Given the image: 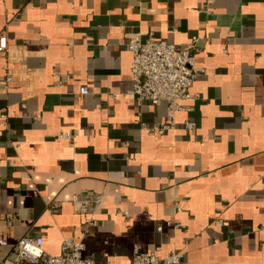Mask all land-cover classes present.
I'll list each match as a JSON object with an SVG mask.
<instances>
[{
  "label": "crops",
  "instance_id": "crops-1",
  "mask_svg": "<svg viewBox=\"0 0 264 264\" xmlns=\"http://www.w3.org/2000/svg\"><path fill=\"white\" fill-rule=\"evenodd\" d=\"M132 31L195 38L205 70L162 133L167 103L130 92ZM1 33L0 264L23 236L82 240L96 264H264V0H0ZM84 193L102 196L89 222Z\"/></svg>",
  "mask_w": 264,
  "mask_h": 264
},
{
  "label": "built area",
  "instance_id": "built-area-1",
  "mask_svg": "<svg viewBox=\"0 0 264 264\" xmlns=\"http://www.w3.org/2000/svg\"><path fill=\"white\" fill-rule=\"evenodd\" d=\"M194 41L195 38H192L189 44L181 47L152 37L142 40L140 34L135 31L126 35V47L132 55L130 92L135 97L136 105L140 107L144 102L156 105L160 101H165L168 105V121L154 128L158 133L173 129L175 112L186 109L180 103L197 97V93L191 92L190 87L195 77L205 70L195 65ZM7 48L6 34L1 33L0 57L7 52ZM6 80L10 81L11 78L8 77ZM89 92L87 87L79 88V93L82 95ZM1 117H5V114ZM185 124L188 128L193 126L191 122ZM101 199V194L84 193L75 196L73 201L77 204L78 211L85 216V221L89 222ZM118 213L127 216L126 211H118ZM158 230H161V226ZM6 245H8L7 240L0 235V246ZM159 249L156 247L150 251H141L135 247L128 264L182 263L184 254L181 251L172 249L165 255H159ZM83 251L82 240L66 238L61 242L60 253L51 255L44 250L41 236H23L13 245V255L4 258L1 264H96L92 258L86 257Z\"/></svg>",
  "mask_w": 264,
  "mask_h": 264
}]
</instances>
